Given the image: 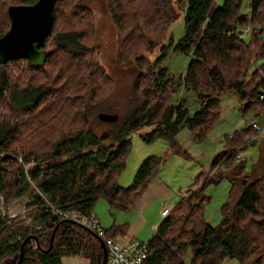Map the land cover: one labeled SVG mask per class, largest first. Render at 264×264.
<instances>
[{
	"label": "trees",
	"instance_id": "obj_1",
	"mask_svg": "<svg viewBox=\"0 0 264 264\" xmlns=\"http://www.w3.org/2000/svg\"><path fill=\"white\" fill-rule=\"evenodd\" d=\"M36 1L0 0V37L11 24L9 6ZM243 2L106 0L118 33L119 60H134L136 66L129 103L116 112L115 122H103L95 111L107 101L114 82L97 59L93 11L84 0L56 1L44 65L31 67L26 58L0 65V194L4 202L31 195L33 224L41 226H22L0 213V264H17L27 236L38 240H27L22 264H62L70 255L101 264L99 238L56 211L92 214L100 197L125 209L136 204L163 159L149 155L133 182L120 185L117 178L126 166L133 131L149 126L140 133L142 139L176 143L177 134L187 128L201 140L218 122L221 96L229 91L239 96L243 113L264 116V0H249L248 14L241 11ZM175 3L184 11L185 33L174 45L172 35L163 44L166 30L180 15ZM249 25L252 34L245 40ZM158 46L154 60L143 54ZM171 46L192 51L183 80L197 95L194 112L184 98L173 103L179 80L163 65ZM98 124H106L100 134ZM255 135L258 130L250 123L225 136L206 176L157 225L143 264H184L188 247L191 264H219L227 257L243 264L264 248V143L251 171L238 160L240 151L257 141ZM16 155L22 162L6 168L18 162ZM221 165L232 169L231 189L214 226L204 215V191L222 179L214 176ZM107 231L116 235L114 227ZM250 264H264V259L259 256Z\"/></svg>",
	"mask_w": 264,
	"mask_h": 264
},
{
	"label": "rangeland",
	"instance_id": "obj_2",
	"mask_svg": "<svg viewBox=\"0 0 264 264\" xmlns=\"http://www.w3.org/2000/svg\"><path fill=\"white\" fill-rule=\"evenodd\" d=\"M223 0H214L215 5H219ZM92 9L95 21L94 46L97 50V59L107 72L113 78V86L108 95L107 101L98 107L95 116L98 118L99 112L116 113L122 111V108L129 103L130 92L134 79L133 71L135 61L122 63L118 56V33L107 9L106 0H84ZM179 17L170 25L163 36L162 43L167 44L170 35L173 36V45L185 33L184 11L179 9ZM178 7V8H177ZM241 11L248 14L250 11L249 0H244ZM247 28V27H246ZM264 38V31L262 33ZM243 38L249 40V36L244 33ZM158 46L152 51H143L145 56L151 60L160 53ZM192 51H175L172 46L163 60V65L167 66L179 80V89L173 98V103L177 104L181 99H186L191 112L197 107V95L192 89L184 85V74ZM262 61L259 59L253 64V68L258 66ZM22 64V63H21ZM242 103L235 91H229L221 96L220 117L216 125L201 140L194 138V134L187 128L182 129L176 136V143L170 142L169 139L159 137L152 141L142 139L140 133L149 131V126L133 131L132 146L126 158V166L118 175L117 182L120 185L128 186L133 180L140 163L149 155L162 157V162L158 167L157 179L153 184L162 185L164 188H153L149 193L150 202L149 211L147 212L146 221L153 216H160L162 220L163 208L171 209L191 188L198 185V181L203 179L210 170L211 163L219 152L223 150L225 136L233 134L235 130L244 128L247 124L254 121L264 124V116L258 119L250 112L241 111ZM258 119V120H257ZM260 120V121H259ZM104 122V121H103ZM106 124L96 125V131L100 134ZM264 143V132L257 141L248 144L240 151L238 160H243L246 170H252L253 165L260 159L259 146ZM264 145V144H263ZM182 152H177L176 148ZM184 152V153H183ZM16 164L12 163L6 166L11 169L18 166L21 156H17ZM232 169L226 165H221L215 169L214 176L222 177L219 183L210 184L205 188L204 195L208 197L204 202V215L211 225H218L222 219V206L226 202L231 189L230 175ZM199 178L198 175H200ZM31 195L14 197L10 201L4 202V196L0 194V213L8 217L9 221L17 220L22 226L33 223L35 204L30 205ZM93 213L104 227L119 226L121 229L118 238L123 240L128 234L130 227L139 219V208L137 204L129 208H122L118 205H111L110 202L100 197L96 200ZM32 218L28 222V218ZM138 218V219H137ZM159 220V222L161 221ZM35 224V223H34ZM154 228V226H153ZM152 228V230H153ZM152 230L148 232L144 228L140 233V238L147 240L152 235ZM261 256L264 259V248L257 251L243 264H250L252 260ZM192 249L188 247L184 253V264H191ZM64 264H82L80 258L73 257L64 259ZM219 264H241L236 258H225Z\"/></svg>",
	"mask_w": 264,
	"mask_h": 264
},
{
	"label": "water",
	"instance_id": "obj_3",
	"mask_svg": "<svg viewBox=\"0 0 264 264\" xmlns=\"http://www.w3.org/2000/svg\"><path fill=\"white\" fill-rule=\"evenodd\" d=\"M56 1L58 0H37L33 4H15L9 6L8 12L11 24L8 31L0 37V65L7 63L9 60L21 58H26L31 67L44 65L48 55L44 46L47 35L54 23ZM98 118L104 122H115L118 119V114L99 112ZM70 220L80 224L76 220ZM56 229L57 226L51 233L49 248L52 246ZM30 238L38 240L34 236H27L24 239L17 264H22L23 247ZM99 240L103 250L101 264H106L107 248L104 241L100 238Z\"/></svg>",
	"mask_w": 264,
	"mask_h": 264
},
{
	"label": "built area",
	"instance_id": "obj_4",
	"mask_svg": "<svg viewBox=\"0 0 264 264\" xmlns=\"http://www.w3.org/2000/svg\"><path fill=\"white\" fill-rule=\"evenodd\" d=\"M245 34L249 37L252 34L251 26H247L245 28ZM264 98V92L261 95ZM252 126L258 130V134L264 132V124H260L257 121L251 123ZM258 135L253 137L256 140ZM22 162V159H20ZM25 167V165H24ZM169 208H164L162 210V216H166L169 213ZM57 214L61 217H66L72 220L78 221L80 224L85 226L89 231L95 234L97 237L102 239L107 248V262L106 264H143L144 260L148 256L149 250V241L154 235L156 231V227L154 228L152 235L149 239H133L130 241H121L118 237L110 235L107 231V228L103 227L99 221L95 218L93 214H82L76 211H56ZM32 218H28V222L31 221ZM31 228L39 229L40 225H36L33 223H28ZM82 261V264H89V260L84 257H79Z\"/></svg>",
	"mask_w": 264,
	"mask_h": 264
},
{
	"label": "crops",
	"instance_id": "obj_5",
	"mask_svg": "<svg viewBox=\"0 0 264 264\" xmlns=\"http://www.w3.org/2000/svg\"><path fill=\"white\" fill-rule=\"evenodd\" d=\"M258 120V119H257ZM260 121V120H259ZM262 133H260L259 135H261ZM157 175L155 174L153 177H152V179L150 180V182H149V184H148V186H147V188L144 190V192L142 193V195L139 197V199L137 200V202H136V204L138 205V208H139V211H140V214H139V219L137 220V223L138 224H136L135 225V223L130 227V229H129V234L123 239V240H121V241H124V242H126V241H130V240H133V239H141V238H144L143 236L140 238V233L142 232V230L144 229V228H146L148 231H147V234H148V232H150V230H152V228H153V226H154V228L155 227H157V225L159 224V220H161L160 219V216H153L151 219H149V221H146V215H147V212L149 211L148 209H149V206H150V202L151 201H149V203H148V201H147V199L149 200L150 198H149V193H150V191H151V189H152V187L153 188H164L162 185H155V184H153L154 183V181L157 179V177H156ZM165 189V188H164ZM148 191H149V193H148ZM164 209V208H163ZM92 214L95 216V218L97 219V217H96V215L93 213V211H92ZM98 220V219H97ZM99 221V220H98ZM99 223H100V221H99ZM101 224V223H100ZM104 227V226H103ZM112 227H114V229L116 230V237H118V235L120 234V232H121V229H120V227L119 226H116V225H113ZM105 228H108V227H105ZM154 228H153V230H154ZM152 230V231H153ZM66 257H68V258H72L73 259V257H76V258H79L80 256H77V255H70V256H65V257H63V262H62V264H64V259L66 258ZM227 258H229V257H227Z\"/></svg>",
	"mask_w": 264,
	"mask_h": 264
},
{
	"label": "bare ground",
	"instance_id": "obj_6",
	"mask_svg": "<svg viewBox=\"0 0 264 264\" xmlns=\"http://www.w3.org/2000/svg\"><path fill=\"white\" fill-rule=\"evenodd\" d=\"M22 59V58H21ZM18 60V59H17Z\"/></svg>",
	"mask_w": 264,
	"mask_h": 264
}]
</instances>
